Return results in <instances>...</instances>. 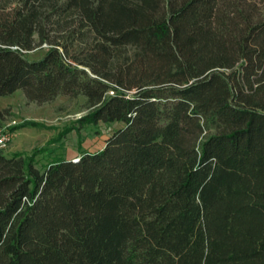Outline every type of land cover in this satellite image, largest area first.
Returning a JSON list of instances; mask_svg holds the SVG:
<instances>
[{
	"label": "trees",
	"instance_id": "trees-1",
	"mask_svg": "<svg viewBox=\"0 0 264 264\" xmlns=\"http://www.w3.org/2000/svg\"><path fill=\"white\" fill-rule=\"evenodd\" d=\"M17 91L122 127L44 171L0 152V264H264V0H7Z\"/></svg>",
	"mask_w": 264,
	"mask_h": 264
},
{
	"label": "rangeland",
	"instance_id": "rangeland-1",
	"mask_svg": "<svg viewBox=\"0 0 264 264\" xmlns=\"http://www.w3.org/2000/svg\"><path fill=\"white\" fill-rule=\"evenodd\" d=\"M4 3L7 0H0V8ZM71 21L66 18L60 26H47L46 37L71 45L70 50L77 52L84 43L81 39L68 40ZM48 48L45 43L26 56L40 59ZM90 111L84 97L59 96L44 104L29 102L22 91L0 97V152L7 157L14 154L33 157L35 166L44 171L54 161L75 160L82 154L101 151L108 137L122 124L87 123L84 119Z\"/></svg>",
	"mask_w": 264,
	"mask_h": 264
}]
</instances>
